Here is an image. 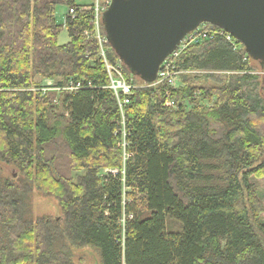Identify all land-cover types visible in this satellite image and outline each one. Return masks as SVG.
I'll use <instances>...</instances> for the list:
<instances>
[{
	"label": "trees",
	"instance_id": "obj_1",
	"mask_svg": "<svg viewBox=\"0 0 264 264\" xmlns=\"http://www.w3.org/2000/svg\"><path fill=\"white\" fill-rule=\"evenodd\" d=\"M59 5L76 11L64 24ZM88 6L0 0V162L19 170L0 172V264H75L73 247L101 264H264V64L221 35L181 52L176 87L123 62V124ZM34 188L62 218L33 217Z\"/></svg>",
	"mask_w": 264,
	"mask_h": 264
},
{
	"label": "water",
	"instance_id": "obj_2",
	"mask_svg": "<svg viewBox=\"0 0 264 264\" xmlns=\"http://www.w3.org/2000/svg\"><path fill=\"white\" fill-rule=\"evenodd\" d=\"M103 23L120 60L149 82L203 23L231 33L264 64V0H111Z\"/></svg>",
	"mask_w": 264,
	"mask_h": 264
},
{
	"label": "built area",
	"instance_id": "obj_3",
	"mask_svg": "<svg viewBox=\"0 0 264 264\" xmlns=\"http://www.w3.org/2000/svg\"><path fill=\"white\" fill-rule=\"evenodd\" d=\"M111 0H98L94 5L84 7L83 9H87L91 11V21L96 30V38L98 40L100 46L99 56L102 57L103 62L107 68L110 84L109 88L113 89L118 105L122 115V123L124 124V116H125V106L130 102V97L133 94L134 86L132 83L128 82L125 77V68L122 60H119L117 63H112L109 61L107 56V47L106 43L108 41L107 37L101 34V25L103 23V15L107 8L110 5ZM69 13L74 16L76 11L74 8L69 9ZM88 37H91L89 33H87ZM217 35L224 36L228 42H230L236 49L239 47V41L236 39L231 33L225 31L224 29L216 28L215 25L211 23H203L194 31L190 32L183 40L181 45L171 54L169 55L161 64L156 79L151 83V85H159L161 83L167 82L169 85L176 87V79L178 78L179 71L176 70V60L183 52L185 48L192 44L202 43L203 41L213 38ZM54 81L52 79H45L42 84V90L46 91L48 87L52 86ZM81 86V82L71 81L69 87L70 91L77 90ZM175 101L170 99L167 102V105H174ZM125 130H123V135L125 137ZM124 147V159L126 160L129 154L126 151V142L123 141ZM107 172H111L116 174L118 169H108Z\"/></svg>",
	"mask_w": 264,
	"mask_h": 264
},
{
	"label": "rangeland",
	"instance_id": "obj_4",
	"mask_svg": "<svg viewBox=\"0 0 264 264\" xmlns=\"http://www.w3.org/2000/svg\"><path fill=\"white\" fill-rule=\"evenodd\" d=\"M78 4L84 5H94L98 0H75ZM101 1V0H100ZM69 12V8L66 5H59L56 11L57 22L60 24L65 23L66 15ZM69 41V35L66 29H63L59 36V43L65 44ZM257 71L256 73L264 76V69L261 68L258 62H254ZM184 73V71H179L178 78L176 79V85H180V76ZM41 78H38V81ZM42 81V80H40ZM206 106H209L208 102H204ZM62 108H60L61 110ZM0 172L4 176H8L11 178H17L19 174V170L15 165L7 164L5 162H0ZM257 185V191L259 196L262 198L264 202V179L255 180ZM30 198L33 206V217L36 219L41 216L48 215L52 218H62L63 210L59 204L57 198L53 195H46L38 189H32L30 193ZM167 227L170 231H181L182 223L173 219H167ZM73 261L75 264H101V260L99 258V253L90 247H73Z\"/></svg>",
	"mask_w": 264,
	"mask_h": 264
}]
</instances>
